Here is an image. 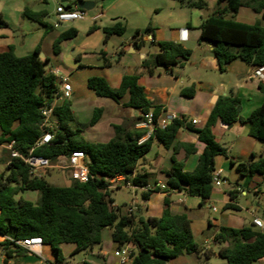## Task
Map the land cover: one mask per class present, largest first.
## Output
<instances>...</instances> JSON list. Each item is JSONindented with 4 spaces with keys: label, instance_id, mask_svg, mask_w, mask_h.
Masks as SVG:
<instances>
[{
    "label": "trees",
    "instance_id": "trees-1",
    "mask_svg": "<svg viewBox=\"0 0 264 264\" xmlns=\"http://www.w3.org/2000/svg\"><path fill=\"white\" fill-rule=\"evenodd\" d=\"M175 1L199 10L207 7L205 0ZM243 7L261 14L264 20V0H218L214 13L200 26L201 39L214 45L213 52L221 70L237 57L249 65L264 66V26L237 21L235 15ZM23 16L44 26V35L53 30L52 25L44 22L48 16L45 11L35 12L27 7ZM6 26L7 22L0 15V28ZM103 30L107 42L114 34L123 35L126 23L117 20ZM153 31L150 25L144 31L136 30L133 35L135 45L145 46L143 34ZM77 34L78 30L73 27L62 32L54 42V54L59 55L61 43ZM159 47V53L143 61L149 73L154 67L171 70L179 59L186 60L191 54L190 50L175 42H160ZM41 52L39 43L27 56H18L13 45L0 53V143L15 141L16 148L23 153L30 151L40 138L41 110L59 88L58 77L45 70ZM105 66H111L106 59ZM87 86L96 95L143 115L151 111L156 116L161 113L160 107L147 98L136 75H125L116 89L103 76L89 78ZM260 88L264 92V85L261 84ZM240 112L241 100L238 97L218 99L205 127L195 130L198 140L204 144L196 168L187 171L184 163L172 156V166L166 172V183L171 189L184 190L202 202L211 198L215 158L226 155V150L213 133L216 118L228 125L237 121L247 125L248 134L264 146V103L245 119ZM55 116L53 141L50 145L36 148L35 153L56 159L75 150L83 151L90 158L92 178L87 183L71 181L66 186H55L45 178L30 177L21 161L12 162L8 166L9 174H0V235L5 237L0 245L7 259L26 254V250L13 241L41 237L43 244L51 248L57 262H60L63 244H74L75 252L86 250L102 243V232L106 228L112 229V240L117 248L128 243L133 246V264H169L179 256L203 251V247L194 240L191 219L185 213H173L168 196L160 217L144 218L137 212H122L121 207L115 205L113 189L107 187V179L119 174L134 176V183L142 187L150 184L149 173L138 172L137 166L155 141L167 149L174 148V153L180 148L187 154L195 153L194 145L179 142L180 130L186 124L184 120H175L166 128H156L143 143H139L142 132L122 126H115V135L108 142L92 143L73 126L75 117L70 100L55 109ZM99 116L100 110H95L91 125L97 123ZM231 163L241 176L258 174L264 177V157L256 159L252 155L246 162ZM26 190L39 193L38 204L17 198ZM151 194L142 192V198L148 200ZM231 196L234 197L232 193ZM226 209L238 210V207L229 204ZM214 241L220 244L218 255L227 264H253L264 258V233L253 222L238 229L222 226ZM7 259L4 260L6 264Z\"/></svg>",
    "mask_w": 264,
    "mask_h": 264
},
{
    "label": "rangeland",
    "instance_id": "rangeland-1",
    "mask_svg": "<svg viewBox=\"0 0 264 264\" xmlns=\"http://www.w3.org/2000/svg\"><path fill=\"white\" fill-rule=\"evenodd\" d=\"M74 1L75 0H68L63 3L62 0H0V15H2L7 22L6 27L0 28V53L6 51L8 46L14 45L16 47L15 53L18 56H27L34 51L37 43H41V53L44 55L45 70L49 71L54 68L58 74L69 78V82L73 89L70 99L71 110L75 117L73 126L78 128L80 134L89 142H108L112 138L113 129L116 124H119L117 120H114V118L116 119V112L109 107V103H112L113 100L96 95V93L87 86V81L93 76L108 77L111 82L110 84H112V88L116 89L118 78L126 69L124 64L117 66L112 56L110 60L114 66H105L102 57L104 51L113 55L118 46L128 42L133 36L134 28L138 24L146 26L150 24V22H159V24L163 25L157 27V30L163 34L170 33V30L164 26L165 19L170 13H173L177 21L182 22L183 19L188 18V20L193 21L195 26H199L202 19L214 13L217 8L218 0H205L207 7L203 10L181 5L175 0H142V2L146 4V7L149 8L147 13L144 14V20L142 18V21L139 20L140 16L138 13H126L127 15H125V17L116 18V16H118L117 14H120V11L114 9L95 22L91 21L90 17L94 14L96 15L103 12L102 10L105 9V4H108L111 0H88L95 3V8L91 11H87V19L60 24L56 27L55 13L57 6ZM155 2H159L163 6L161 14H156L154 9L151 8ZM26 7H30L31 10L35 12L46 11L48 16L44 18V22L52 25L53 30L44 35V26L23 16V10ZM172 7L174 9H172ZM117 20H122L126 23V32L123 35L114 34L110 36L106 42V34L103 28L111 26ZM72 27L78 30L77 36L62 42L60 45V54L55 55L54 42L56 38L60 33ZM94 27L95 29H92ZM144 28L145 27H143V29ZM78 50H83L81 55L77 54ZM158 51L159 45L153 44L150 52L155 53ZM125 55L126 57H133L135 59L138 57L137 55L128 53ZM144 82L145 80L143 79L142 84ZM95 110H100V116L97 123L91 125L90 122L94 117ZM121 110L124 111L122 112L123 115L128 116L126 110H123V108H121ZM244 127H247V125ZM156 154L160 156L169 155L168 163L171 164L170 156L172 152L159 142L145 154L144 158L149 164L151 163L154 165ZM218 159H221V157H218ZM7 160L8 155L0 152V174H9L10 169L7 166ZM146 170L149 172V182L151 185L155 184V180H162L164 182L167 179L165 172H161L159 168L147 167ZM44 178L55 186H66L70 182L65 172L57 170H50ZM223 179L224 183L222 186H214L213 197L211 199L202 202L201 206H199V204L188 206V215L191 219L195 242L201 247H208L206 243H204L205 240L208 239L209 247L217 254L220 246L214 242L212 235L222 226L238 229L249 225V217L246 211L248 201L250 204H254V207L258 208L257 213L264 220V185L261 191H258V189L250 191L249 196L240 195L236 200L240 209L234 211L226 209L220 199L227 195V192L230 190L247 186L249 180L247 177L241 176L236 170V167L230 166L229 162L223 171ZM20 197L34 204H38L40 201V195L37 191L26 190L17 196V198ZM112 197L115 200V204L121 207L122 212H126L128 206L133 205L136 207V210L139 209L143 216L146 217V204L141 193L134 194L130 189L117 188L112 192ZM213 207H216L218 211L214 212L212 210ZM182 208L184 210L183 205ZM102 237V243L93 246L95 256L92 255L89 248L80 252H75L76 246L74 244H63L61 247L62 254L60 262H57L51 248H49V254L45 253L43 258L57 264H83V260L92 261L96 257H101V259H103V254L101 253V250H103L107 252V255L104 256L105 263L102 264H118V259L114 256L117 244L112 240V229H104ZM203 251L200 264L227 263L226 260L219 255H211L208 257ZM5 258L4 250L0 245V264H6L4 262ZM183 259L182 256H179L169 263L180 264ZM32 260L40 261L42 258L33 255ZM9 264L15 263L11 261Z\"/></svg>",
    "mask_w": 264,
    "mask_h": 264
},
{
    "label": "crops",
    "instance_id": "crops-1",
    "mask_svg": "<svg viewBox=\"0 0 264 264\" xmlns=\"http://www.w3.org/2000/svg\"><path fill=\"white\" fill-rule=\"evenodd\" d=\"M67 1L68 0H62L63 3ZM62 5H64L65 7L72 6V8H75L77 6V0ZM151 8L154 9V12L156 14H161L163 10V6L159 2L153 3ZM114 9L120 11V14H117L118 16H116V18L125 17V15H127L126 13H138L140 16L139 20L142 21V18L144 20V14L147 13L149 8L146 7V4L142 2V0H111V2L105 4V9L102 10L103 12H101V17ZM172 9L174 8L172 7ZM96 16L97 14L92 15L90 17V20L94 22L97 21L94 19ZM204 19H202L201 24ZM235 19L246 24H260L264 26V20L262 19L261 14H258L251 8L247 7L241 8L235 15ZM201 24L199 26H195L193 21L188 20V18L183 19L182 22L177 21V19H175V17L173 16V13H170V15H167L164 24V26L170 30V33L163 34L159 32L157 30V27H161L160 25H163L159 24V22H150V24H145L146 26L138 24L134 28V33L136 30L144 31L148 25H150L154 29V31L149 34H143L142 38L147 43L145 46H136L134 43V38L132 36L128 40V42H125L123 45L118 46L113 55H110L105 51L102 55L104 63L106 59L111 63V67L114 66V64L110 60L111 56L114 57L117 66L124 64L126 71L119 76L117 82L118 84L116 86L117 88L120 86L122 78L125 75L138 76L139 83L141 86H143L147 98L155 106L160 107L161 114L175 112L179 114V120L185 121L186 124L181 128L179 133V142L194 145L197 149L195 153L191 154H187V152L183 148H180L176 153H174V148L168 149L172 152L170 156L171 164L168 163L169 155L160 156L159 154H156L154 165L151 163L149 164V162L143 157L138 163V172L149 173L146 170L147 167H156L159 168L161 172H165L166 174V172L172 166L173 155L178 161L184 163L185 170H194L204 149V144H202L198 140V134L195 130L203 129L205 127L212 114L214 106L220 97H238L241 100L240 115L244 119L249 117V115L255 109H257L264 103V92L260 88V85L264 84L261 83L260 76L257 75V72H260V74L264 75V66H252L244 62L240 57H237L232 62L228 63L225 66L224 70H221L218 64V60L213 52L214 45L209 41L201 39ZM143 27L145 28L143 29ZM160 42L179 43L184 48L190 50L191 54L186 60L179 59L177 64H175L171 70H167L164 67H154L152 68V72L149 73L148 70L143 66V61L144 59L150 58L152 55L160 52V47L158 52H150L151 46L153 44L159 45ZM38 44L39 43H37L36 46ZM14 48L16 52V47L14 46ZM234 51L237 53L236 50ZM82 52L83 50H78L77 54L81 55ZM126 53L137 55L138 57L136 59L133 57H126ZM53 70L54 68L52 70H49L48 72H51ZM106 79L109 81V83H111L108 77ZM143 79L145 80V82L142 84ZM110 85L112 86V84ZM191 89H193V91ZM184 90L186 92H184L183 94L182 92ZM113 102L109 103V107L114 112H116V119L114 118V120H117L119 122V124H116V126H122L125 129L131 131L136 130L138 132H142L143 135L140 138L139 143H143L151 135H153L154 130L144 124L146 118L143 114H141L140 111L128 109L125 108L122 104ZM121 108L128 112V116L122 114V112L124 111H122ZM194 120H196L197 122L193 123ZM244 126L245 125H243L240 121L232 123L231 126H225L223 125V122L220 120V118H216L215 120L213 133L218 142L226 150V155H218L215 158V169L221 171L222 178L223 171L226 168L228 162L230 163V166L234 167L231 162H246L251 159L252 155H255L256 159L264 157L263 144L256 138L249 135L248 128ZM114 134L115 129H113L112 137L114 136ZM157 142L158 141H155L153 143L152 148L156 145ZM218 157H221V159H218ZM245 177H247L249 180L248 185L245 186L246 188L243 186L239 187L238 189L230 190L227 192V195L223 196V198L220 199V201H222L225 205V208H227V205L233 204L238 207V209H240V206L236 201L240 195L249 196V192L253 189H258V191L262 190V186L264 185L263 176L256 174L254 176ZM162 182V180H155V184ZM166 182L167 179L163 183ZM70 183L71 180L67 185H69ZM138 193H141L142 195L141 191H136L134 194ZM231 193L234 197L231 196ZM166 196L167 195L162 191L153 192L148 200H144L147 209L146 217L143 216L139 209H137L135 212H137V215H141L144 218L160 217L165 209ZM212 197L213 193L211 195V198ZM167 201L170 204L171 211L175 214L185 213L188 215V206L197 204H199V206L202 205V200L199 197L190 196L184 190L169 195ZM182 205L184 207V210L182 208ZM246 211L247 216L249 217L250 224L251 222H253V219L255 217L263 220L257 213L258 208L254 207V204H250L249 201L248 206L246 207ZM218 232L219 230H217L212 235L213 239L215 237V234ZM4 239L5 237L0 235V242L4 241ZM204 243H206L208 247H203V252H205L208 257L211 255H218L212 250V248L209 247L208 239H206ZM215 243L220 246L219 243ZM49 248V246L43 244L41 249L42 260L40 261L32 260V256L35 254L28 253L27 251L25 255L14 256L8 259L5 256V259L8 260V264L11 261H14L15 264H57L43 258L45 253L49 254ZM89 249L91 250L92 255L95 256L93 252V246ZM101 253L103 254V259H101V257H96L92 261L83 260V264L105 263L104 256L107 255V252L101 250ZM201 254L202 252L198 254L194 253L182 255L184 259L180 264H200V261L202 260ZM254 263L264 264V258Z\"/></svg>",
    "mask_w": 264,
    "mask_h": 264
},
{
    "label": "built area",
    "instance_id": "built-area-1",
    "mask_svg": "<svg viewBox=\"0 0 264 264\" xmlns=\"http://www.w3.org/2000/svg\"><path fill=\"white\" fill-rule=\"evenodd\" d=\"M56 24H65L69 22L85 20L88 18L87 11L79 9L77 6L75 8H67L64 5H59L56 8ZM102 13H98L94 18L95 20L100 19ZM50 73L54 74L59 79V88L54 93V96L51 101H48L44 104L41 115L42 122L40 124L41 136L37 140L36 145L30 149L27 153L21 152L16 148L15 141L8 143H0V152H3L8 155L7 166L11 165L14 161H21L25 164L28 169L29 175L32 178H44V176L50 170H57L65 172L68 175L69 180L78 181L80 183H87L92 178L89 169L90 158L89 156L80 150H75L69 154H63L58 156L56 159H50L43 155L36 154L35 149L44 145H50L54 139L53 129L56 126V116L55 109L61 105L64 101L70 100L72 97V86L69 82L67 76L58 74L57 71L53 70ZM257 75L260 76L261 83L264 84V75L257 72ZM144 117L146 121L144 124L155 130L156 128H166L173 121L179 120V114L175 112L171 113H160L156 116L152 111L148 114H145ZM197 121L194 120L193 123ZM213 176V185L216 187L222 186L224 183L223 178L221 177V171L215 169L212 172ZM108 189H117V188H127L132 190L134 193L136 191L149 192L153 193L156 191H162L167 196L180 192L179 190L171 189L167 183H156L148 184L146 186H139L134 183V176H128L124 174H119L114 177L107 179ZM186 192V191H185ZM187 193V192H186ZM188 194V193H187ZM128 212L133 213L136 211V207L128 206ZM214 212L218 211L216 207H213ZM253 223L262 230L264 233V222L258 217L253 219ZM15 245L25 249L28 253L35 254L41 257L43 241L41 237L25 238L21 240L13 241ZM215 242V241H214ZM133 246L128 243L120 248H117L114 252V256L118 259V264H133Z\"/></svg>",
    "mask_w": 264,
    "mask_h": 264
},
{
    "label": "water",
    "instance_id": "water-1",
    "mask_svg": "<svg viewBox=\"0 0 264 264\" xmlns=\"http://www.w3.org/2000/svg\"><path fill=\"white\" fill-rule=\"evenodd\" d=\"M77 7L79 9H83L86 11H91L95 8V3L92 1H88V0H77ZM40 58H44V55L41 53L40 54ZM223 125L228 126V124L223 123ZM231 126V124L229 125Z\"/></svg>",
    "mask_w": 264,
    "mask_h": 264
}]
</instances>
